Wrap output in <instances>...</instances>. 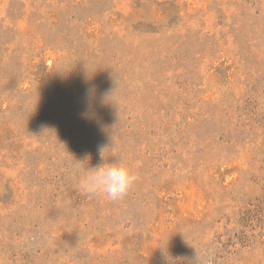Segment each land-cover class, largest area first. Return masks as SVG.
<instances>
[{
    "label": "rangeland",
    "instance_id": "obj_1",
    "mask_svg": "<svg viewBox=\"0 0 264 264\" xmlns=\"http://www.w3.org/2000/svg\"><path fill=\"white\" fill-rule=\"evenodd\" d=\"M0 264H264V0H0Z\"/></svg>",
    "mask_w": 264,
    "mask_h": 264
},
{
    "label": "clouds",
    "instance_id": "obj_2",
    "mask_svg": "<svg viewBox=\"0 0 264 264\" xmlns=\"http://www.w3.org/2000/svg\"><path fill=\"white\" fill-rule=\"evenodd\" d=\"M103 161L96 167L85 169L79 180V191L87 197L100 196L112 202L124 199L138 181L135 171L122 160L106 161L103 149L100 152ZM85 157L80 163L88 162ZM88 165V163H87Z\"/></svg>",
    "mask_w": 264,
    "mask_h": 264
}]
</instances>
